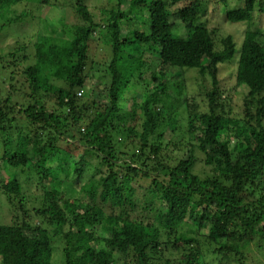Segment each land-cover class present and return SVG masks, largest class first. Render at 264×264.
Masks as SVG:
<instances>
[{"label":"trees","instance_id":"obj_1","mask_svg":"<svg viewBox=\"0 0 264 264\" xmlns=\"http://www.w3.org/2000/svg\"><path fill=\"white\" fill-rule=\"evenodd\" d=\"M74 1L76 22L49 16L51 0H0V80L9 84L0 81V190L22 213L0 223V264H264L251 254L264 252V35L248 30L239 48L231 35L217 39L200 17L212 0L174 12L165 0L127 10L118 0L102 23ZM220 1L231 25L264 12V0ZM28 19L33 36L11 33ZM107 52L109 86L93 96L85 69ZM232 61L238 116L219 79ZM145 68L139 98L133 79ZM193 70L209 80L204 110L184 78ZM166 133L181 138L169 158ZM87 168L94 174L82 181ZM23 174L39 196L30 211Z\"/></svg>","mask_w":264,"mask_h":264},{"label":"rangeland","instance_id":"obj_2","mask_svg":"<svg viewBox=\"0 0 264 264\" xmlns=\"http://www.w3.org/2000/svg\"><path fill=\"white\" fill-rule=\"evenodd\" d=\"M51 1H54L57 8L54 9L52 13H50L49 16L56 18V19H61V20H63L62 16H65L67 21L76 22V15L74 13V3H75L74 0H51ZM165 1H166V4L171 6L170 10L173 12L177 8H182L186 6L189 2V0H177V1L176 0H165ZM175 1L176 3L174 4ZM117 2L118 0H85V4L89 8L90 12L92 13L94 17V21L99 22V23H102L103 18L107 17L106 10H115ZM120 2L122 4L121 6L122 10L134 9V6H133L134 0H120ZM220 2H221L220 0L205 1L202 4L201 9H200V17H202L201 20L206 21L208 23V26L211 29L217 30L216 32L217 39L223 36H226V35H231L234 38V41L236 42L237 47L239 48L242 43L243 37L248 30L259 31L260 33L264 35V12L261 13L258 10H255L252 20L249 24L243 23V24H232L231 25V24H228L224 20V11L226 9V6L221 5ZM227 2H228L227 7L230 9L236 8L240 4L238 0H227ZM23 9H26L24 4H20L19 6L14 8L15 13L17 14L20 13V11ZM34 15H36V13ZM175 15L176 14L174 13L170 21L173 24L175 23L177 27H179V29L181 30L180 32L182 33V28L179 26L180 24L179 19H177ZM35 22H36L35 19H28V21L23 26H18V28L11 30V33L18 34L22 38L23 36L21 35H25V37L29 39L35 33V26L32 25ZM135 23L137 25L138 21H136ZM57 35H60V34L58 33ZM9 39H10L9 43L11 42V40L12 42L15 41L12 39V37H10ZM5 44H7L6 41L2 43L1 48H5L6 46ZM93 47H96V44H94ZM97 49H98V45L96 48H93L94 51H96ZM4 50L7 51L6 49ZM109 60H110V53L108 54L107 52V55H105L104 53H100L97 57H95L88 63V66L85 69V72H86L85 75L87 77L85 84L87 85L89 93H92L93 96L101 97L104 91L106 92V89L109 86L108 76L106 72L107 71L106 68L108 66ZM101 61H105V62L101 63ZM235 67H236L235 61L228 62V63L221 65L220 72H219V79L222 85L221 88L226 89V92H225L226 94H224V96L226 97L228 96L230 99H232L235 115L238 116L241 113L240 104L244 96H243V93L241 92L242 90L241 88L239 89L235 88L236 90L234 89L235 87L234 86L235 85V80H234ZM144 71H145V75L142 78V80L138 81L137 76L133 79V90L132 91L133 93H135L134 95L139 94L138 95L139 98L143 97L142 93L144 92L146 84L149 83V75H150L151 70L150 69L147 70L145 68ZM105 77H107V80ZM184 78L186 79L185 81L190 85L191 90H193V91L190 90V92H192V94L196 96L197 102L200 104L201 109L204 110L205 105L203 103L204 102L203 94L204 92H207L210 89L208 78L204 76L202 72H199L197 70L195 71L193 70V71H189L185 73ZM3 79H5L6 81L7 79L6 76L2 77L1 79L2 82H3ZM3 83L4 85L2 87L5 90L8 89L9 87L8 82L6 81ZM84 94L85 93H83L82 97H84ZM132 95H133L132 93L131 95L129 94L125 95L127 97V102H129L130 99H132ZM187 96H188L187 93L186 94L183 93L180 97H178V99L173 98L172 100H170L169 103L172 104L173 106H170V104L168 105L170 106V108H168V113L170 114L171 112H173L175 106L179 107L180 102L183 101ZM187 98H189V96ZM104 102L105 100L103 101V103ZM103 103L101 104L103 105ZM183 114L184 112H181L180 118H182ZM138 123L140 125L141 122L139 121ZM179 124H180V129L178 130L177 137H179V135H182L183 137V135H186V132H185L186 129L184 127L185 126L184 120L182 121V119H180ZM164 137H165V142L166 143L170 142V144L168 145L169 146L168 148L165 147V145L163 146V148H166L165 151H163V148L161 149V153L163 157H165L166 155L169 158L170 152H174V154L175 153L179 154V152L182 151L181 149L179 150L175 149L173 146V144L178 146L177 143H179L181 138H178V140L176 138H173V140L170 141L171 135L169 133L164 134ZM182 140L183 142L181 144H184L185 138H182ZM200 158H202L201 155H200ZM199 166L204 167L203 163H199L197 168H199ZM93 174H94L93 169L87 168L85 174L82 177V181H86ZM24 176L25 174H23V176L21 177L22 184L25 187V191H24L25 202H22V204H24V207L26 208L27 211H30L33 207L37 205L36 199L39 196L35 195L37 191L34 190L33 179L30 177H26V176L24 177ZM3 180L4 178L2 177V174H0V183H2ZM137 195L138 197L141 196L140 190L137 191ZM4 197H5L4 193L0 190V223L10 224L14 221V217L16 215H19L21 217L22 213L20 210L18 209L16 210L12 208L10 205L8 206ZM31 222L37 223L38 219L33 218ZM251 248H252L251 249L252 256L256 257L257 261L264 263V252L263 254H261V253H258L259 251L255 249L253 246ZM118 257L122 260V256H118ZM251 262L253 263V259H249V263ZM53 264H56L55 261ZM116 264H123V260Z\"/></svg>","mask_w":264,"mask_h":264},{"label":"built area","instance_id":"obj_3","mask_svg":"<svg viewBox=\"0 0 264 264\" xmlns=\"http://www.w3.org/2000/svg\"><path fill=\"white\" fill-rule=\"evenodd\" d=\"M78 95H80V93H78Z\"/></svg>","mask_w":264,"mask_h":264}]
</instances>
